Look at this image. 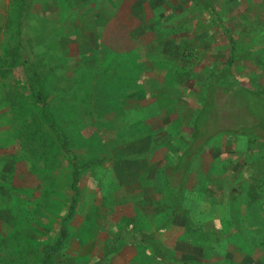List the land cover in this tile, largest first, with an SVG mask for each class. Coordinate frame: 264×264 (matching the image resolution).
Returning a JSON list of instances; mask_svg holds the SVG:
<instances>
[{
    "label": "rangeland",
    "instance_id": "rangeland-1",
    "mask_svg": "<svg viewBox=\"0 0 264 264\" xmlns=\"http://www.w3.org/2000/svg\"><path fill=\"white\" fill-rule=\"evenodd\" d=\"M204 1L31 0L21 19L0 0V264H39L61 226L51 264H264V0ZM22 57L92 162L69 218Z\"/></svg>",
    "mask_w": 264,
    "mask_h": 264
},
{
    "label": "trees",
    "instance_id": "trees-1",
    "mask_svg": "<svg viewBox=\"0 0 264 264\" xmlns=\"http://www.w3.org/2000/svg\"><path fill=\"white\" fill-rule=\"evenodd\" d=\"M195 1L203 8L213 12V10L206 4L204 0H195ZM30 2L31 0H20L18 5V14L20 15L21 19L23 18L25 12H27V7L30 5ZM214 19L215 22L218 23V18L216 16H214ZM222 31L224 35L227 37L229 44L232 45V40L231 37L228 35L227 30L223 29ZM17 45L19 51H22L24 42L21 35H18ZM19 65L22 70L23 83L26 86L32 100L38 107V112L40 117L45 121L46 127L54 134L56 141L59 145V148L63 153V155L66 157L71 168L69 173V185H68L69 200L65 215L66 218H69L76 205V197L78 193V188H77L78 175L82 169L90 165L92 162H86L81 165L76 163L72 151L67 146L65 135L58 127L52 114L49 112L47 108L45 98L41 90V81L43 74L48 70L38 68L31 60L23 57L20 58ZM64 233H65L64 228L63 226H61L59 228V233L56 240L52 244L45 245L41 248L39 264H51V254L57 249L58 245L60 244V241H62V239L64 238L65 235ZM151 250H152V254L155 257L161 259L167 258V254L158 245L151 244ZM181 264H189V263L182 262Z\"/></svg>",
    "mask_w": 264,
    "mask_h": 264
}]
</instances>
